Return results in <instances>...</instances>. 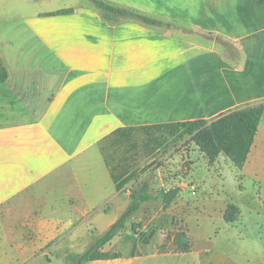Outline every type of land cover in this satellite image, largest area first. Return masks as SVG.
<instances>
[{
  "label": "crops",
  "instance_id": "crops-1",
  "mask_svg": "<svg viewBox=\"0 0 264 264\" xmlns=\"http://www.w3.org/2000/svg\"><path fill=\"white\" fill-rule=\"evenodd\" d=\"M101 1L174 27L108 20L88 0H0V264L79 256L103 235L129 204L130 189L118 183L145 159L130 140L137 131L209 123L256 105L263 113L244 166L232 165L231 196L220 194L230 160L209 164L196 146L188 181L171 179L165 189L142 181L177 189L172 203L201 191L188 210L244 231L232 241L214 236L197 264H264V244L247 232L264 231V0ZM229 204L239 209L233 223L223 218ZM136 246L130 261L148 257ZM191 250L175 252L179 264Z\"/></svg>",
  "mask_w": 264,
  "mask_h": 264
},
{
  "label": "rangeland",
  "instance_id": "rangeland-1",
  "mask_svg": "<svg viewBox=\"0 0 264 264\" xmlns=\"http://www.w3.org/2000/svg\"><path fill=\"white\" fill-rule=\"evenodd\" d=\"M63 1L66 0H61V2ZM89 2L92 3L91 1ZM130 140H137L140 146L138 152L140 155L143 153L145 159L139 161L133 167L134 171L132 173L134 174L125 183L128 189L135 188V183H139L142 180H149L154 189H165L168 187L165 182L168 184L171 179H178L179 177L188 181L190 169L193 171L192 165L194 164L189 154L197 150L190 136L183 129L147 128L137 131L136 134L131 136ZM179 167H181L180 170ZM157 169H161V175L157 173ZM235 171L232 164L229 165V169H225V189L223 190L224 193H220L222 196H231L234 189L238 188ZM202 196L203 193L201 191L197 193V196H190L187 192L185 196L179 195L177 200L166 209L163 208L161 202H150L143 205L136 215L126 223L124 229L110 243L104 246L103 251L119 252L122 255L121 259L107 264H162L169 261L179 264V259H177L176 253L173 251L172 239L179 228L188 234V218L191 214L197 216H193L192 221L194 220V224L192 223L190 227L193 250L188 256V264L190 261H195V264H197L195 258L198 250L213 248L214 244L217 245L213 238L214 236H219L217 238L219 242L241 238L244 231L238 223L223 227L218 220L211 222L206 213L200 209L188 210L189 203L198 201ZM178 201L183 203L182 209H178ZM132 223L138 225L135 234L131 231ZM89 231L94 233L92 229ZM247 232L259 244H264V231H258V227L252 226ZM126 235H130L136 241L138 251L148 252V257L142 258L137 262L130 261L128 252L131 248L132 240L124 241L123 238ZM96 237L98 236L92 235V239H96ZM146 237L150 238L148 245L142 243ZM218 244L222 245L223 243ZM248 244L252 247L254 243L248 242ZM206 252H200L201 259L205 257ZM81 255L77 256L74 252L68 251L50 252L42 260L47 264H85L80 262ZM89 264L91 263L89 262Z\"/></svg>",
  "mask_w": 264,
  "mask_h": 264
},
{
  "label": "trees",
  "instance_id": "trees-1",
  "mask_svg": "<svg viewBox=\"0 0 264 264\" xmlns=\"http://www.w3.org/2000/svg\"><path fill=\"white\" fill-rule=\"evenodd\" d=\"M89 1L98 9L102 17L108 20L130 18L148 25L174 27L173 25L164 24L134 12L111 6L101 0ZM71 11L72 9H65L57 11L54 14H66ZM182 30L185 31V29ZM216 40L224 46L227 45L220 39ZM6 79L7 71L0 59V83H4ZM262 113L263 105H256L231 112L209 123L205 121H194L156 128H181L190 136L191 141L205 156L209 164L214 163L220 155H223L230 160L236 170H241L250 152ZM130 178L131 177H126L118 183L117 189H121ZM177 193V189L154 191L150 187L148 181L139 182L135 188L130 190L129 204L126 210L103 235L97 237L91 243L90 247L81 255L80 262L112 261L120 258L121 253L103 251L104 246L110 243L112 239L124 229L126 223L138 212L144 203L149 201L161 202L163 208L166 209L175 200ZM238 216L239 209L236 206L232 204L226 206L223 214L226 223L235 222ZM137 227V224H131V231L134 234ZM149 239V237H146L142 243L148 245ZM123 240H132L129 255L131 257L137 255L136 241L130 235L124 236ZM172 247L173 251L176 253L186 254L190 252L192 243L183 229L179 228L174 233ZM143 255H146V253H143Z\"/></svg>",
  "mask_w": 264,
  "mask_h": 264
},
{
  "label": "built area",
  "instance_id": "built-area-1",
  "mask_svg": "<svg viewBox=\"0 0 264 264\" xmlns=\"http://www.w3.org/2000/svg\"><path fill=\"white\" fill-rule=\"evenodd\" d=\"M192 195H195V192L194 191H192Z\"/></svg>",
  "mask_w": 264,
  "mask_h": 264
}]
</instances>
